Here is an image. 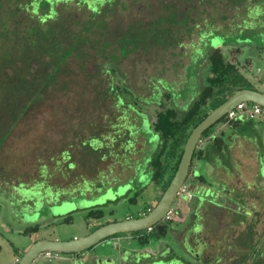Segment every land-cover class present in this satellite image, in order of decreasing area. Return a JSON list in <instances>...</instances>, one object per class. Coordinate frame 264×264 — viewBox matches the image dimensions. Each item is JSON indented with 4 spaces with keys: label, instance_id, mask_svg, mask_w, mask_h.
Instances as JSON below:
<instances>
[{
    "label": "rangeland",
    "instance_id": "374dc122",
    "mask_svg": "<svg viewBox=\"0 0 264 264\" xmlns=\"http://www.w3.org/2000/svg\"><path fill=\"white\" fill-rule=\"evenodd\" d=\"M31 1L0 0V81L4 73H9L10 78L15 74V81L16 76L19 77L18 70L13 71L14 66L20 67L19 60L3 56L16 45L15 41L13 43L5 38L8 31L14 30V27L15 30H25L23 40L35 48L46 43L42 36L35 34L33 42L30 41V31L38 17L31 13ZM125 1L130 10L108 16V26H115L116 29L120 25L137 22L148 24L158 15L165 18L161 35L158 33L161 27L154 26L156 29L152 34H147L134 45L128 44L130 47L139 45L137 50L121 56L119 52L112 50L115 45L108 46V54L115 56L114 62L124 74L126 84L137 96L148 97L157 102L166 91L165 86H168L173 104L184 110L197 96L208 76L205 55L210 48H218L234 64L240 60L237 65L240 73L251 80L258 92L264 90V15L258 13L260 7L264 9V0ZM76 4L75 0L67 2L64 11L65 17L69 18L68 22H52L44 28L53 26L57 32L50 31L63 41H66L63 29L67 23L71 28L82 30L84 22L94 14L81 2ZM39 5L35 2L34 8ZM18 7L21 9L20 13L16 12ZM40 12V15L44 14ZM203 16L207 17V27L202 26ZM179 18L183 19L182 24L176 21ZM45 22L44 19L38 21L43 25ZM204 33L207 35L206 40ZM200 36L204 41L200 40ZM257 46L262 49L258 50ZM231 50V54L238 60L232 57ZM92 52V59H71L68 62V73L60 75L57 84L48 86L42 99L37 102H28L25 91L18 94L12 102L4 101V85L0 82V264H14V258L21 257L35 241L81 238L105 223V220L119 221L128 216L141 215L145 207H154L161 197L162 188L149 184V172L145 169L146 159L158 143V138L150 128L145 126L143 130L149 145L146 147V140L139 136L134 144L137 153L128 152L130 163L134 161L130 167L122 164V157L117 155L118 142L109 141L113 136V129L108 126V121L112 120V124H115L117 114L110 109V98L100 97L105 82L104 75L96 72L95 68V63H100L107 57H104V52L99 55ZM257 53L260 57L256 56ZM247 59L252 60L254 67L245 62ZM81 63L86 64L84 70L78 69ZM23 64L24 67L31 66L28 71L31 75L35 73L36 66L33 63L24 60ZM24 76L28 77V74L25 73ZM25 103L28 104L25 113L14 120L13 115L18 113L16 110L21 108L20 104ZM205 112L209 113L210 109L206 108ZM104 115L107 117L104 118ZM242 125L247 130L244 132L245 136H252L243 138L250 143L254 140L255 144L246 145L240 136L232 135L234 140L230 153L233 161L213 160V157L210 161H194L196 175H202L208 184L217 185L215 179L224 183L225 186L217 188L218 192L221 189L231 192L230 195L226 193L218 197V205L215 206L220 208L224 205L236 209L238 203L233 200L234 191L238 193L237 200L245 205L246 210L254 212L249 216L236 217L230 211L218 210L204 203V209L200 211L203 224L200 235L208 242V247H211L210 252L213 246V257L218 255V259L223 256L224 264L250 262L248 258H243L247 250L246 243L249 242L248 234L252 235L251 243L256 244V247L264 244V159H261L264 154V120H254V123L247 120ZM224 126L222 123L214 126L216 135L220 134ZM120 134L122 138H127L125 130L120 131ZM131 136L136 137L133 134ZM96 137L103 144L114 145L113 155H107L101 160L99 156L107 152L104 146H94L100 153L92 152L87 147L90 140ZM83 141L87 142L86 145L82 144ZM205 144V140L201 141L199 148ZM142 148L147 153L139 164L135 161L141 156ZM62 152L70 157L60 162ZM56 161L60 163L57 164ZM259 161L262 166L260 170ZM70 163L74 164L73 168L69 167L72 170L67 168ZM189 182L186 180L185 184ZM25 187L34 191H27ZM38 189L42 192L46 190L43 193L48 200L41 197L43 194L38 193ZM193 189L194 187L190 188L191 191ZM21 195L29 201L36 199V202L25 208L17 199ZM54 195L56 202L50 208L52 201L49 200ZM188 198L186 195L183 198L178 196L171 206L172 212L180 211L179 217L173 216L178 224L184 222L190 210ZM92 211H100L103 217H89L88 213ZM36 225L39 226L38 231L33 235L27 234L26 231ZM195 231H199V228ZM155 237V234L146 237L149 245H154L156 238L171 243L169 237ZM113 247L111 244V250ZM93 248L86 250L87 255L104 252L105 246ZM170 249L171 257L180 254L173 245H170ZM58 256L61 257L54 256L48 260L41 254L33 264H76L73 259H62L72 258L71 254L58 253Z\"/></svg>",
    "mask_w": 264,
    "mask_h": 264
},
{
    "label": "trees",
    "instance_id": "16d2710c",
    "mask_svg": "<svg viewBox=\"0 0 264 264\" xmlns=\"http://www.w3.org/2000/svg\"><path fill=\"white\" fill-rule=\"evenodd\" d=\"M40 3L44 5V1H41ZM43 19L46 20V17L41 18V20ZM57 21H59V19L51 21L46 20L44 25L38 23L37 25L32 26L31 31L29 30L31 34L30 41L32 42L35 35L42 36V39L46 42L42 47L35 48L32 44H27L26 41L23 40V31L25 30H15L14 27V30L8 31L7 35H5V38L7 37L8 40L13 43L16 42V45L14 44V49L12 51L8 50L7 53L2 51V53L5 52L3 56H10L13 60L18 59L21 70H19V66L13 67V71L18 70L17 72L19 73V77L16 76L17 81L14 80L15 74H13L14 77L10 78L8 75L9 73H4V76L1 79L2 81H0L2 82V85H4V101L12 102L16 99L18 94L25 91L28 102H37L42 99L48 86L57 84L58 77L62 74L68 73V62H70L71 59L86 61L94 58L92 51H94L96 55L104 52V57H107L106 60L100 63H95V68L97 69L96 72L104 75L103 80L105 82L100 97L110 98V109L117 114L114 121L115 124H112V120L108 121V126H111V129H113V136L109 138V141L110 143H113L112 141L118 142L116 148L118 149L117 155L122 157V164L130 167L134 161L130 163L128 152L137 153L134 144L139 136L144 138V127H149L154 136L158 138V143L156 148L146 159L145 169L149 172V184L151 183L155 186L161 187L162 192L167 188L174 176L183 152L185 141L191 130L207 116L208 112H205V109L209 108L211 111L225 102L238 90L251 88L246 78L240 73L237 63L234 64L222 52H220L218 48H210L211 50L205 55V61L208 66V76L204 79V85L197 93V96L189 102L184 110H181L177 105L173 104L172 93L170 92L171 89L168 86H165L166 91L164 89L165 92L162 93L160 99L157 102H154L151 99H148V97L137 96L129 89L125 82L124 74L119 67H117L116 62H114L113 57L115 56H110L108 54V46L110 43H114V35H111L110 29L105 23L98 22L90 17L85 21L86 23L82 30L71 28V25L67 23L66 27L63 29V32L66 34V41H63V39L55 37L53 32L57 31L53 26L51 28L48 27V29L44 28L45 26H49L50 23ZM50 29L53 32L50 31ZM154 37L157 36L154 35ZM143 38L144 31L141 29H136L129 34H123L120 40L125 43L121 42L122 44H120L119 47L113 48L112 50H115L119 52V55L124 56L130 51L137 50V46L128 47V44L134 45ZM24 60L30 64L33 63V65L36 66L33 75L28 72L31 67L30 65L24 67ZM85 66L86 64L81 63L79 64L78 69L84 70ZM25 73L28 74V77L24 76ZM20 105L21 108L16 110L18 113L13 115L14 120L18 119L25 113L28 104L25 103ZM107 112L109 113L108 109ZM103 117L105 118L107 116L104 115ZM226 119L227 118L224 117L216 124L223 123ZM247 120L254 123V120H250L249 118H243L236 121L229 120L225 124L229 127L230 131L232 130L230 133L225 132L216 135L214 131V126L216 124H214L202 134L201 141L205 140L206 144L202 148H199V145L197 146L192 157L189 176L187 178L190 182L184 184L185 186H188V188L194 187L192 190L194 203L195 199L200 201L201 198H204L209 206L212 205L218 210L230 211L231 214L236 217L249 216L254 213L252 210H246L245 205L237 200L238 193L234 191H232L233 200L238 203L236 209L224 205L220 208L215 206L218 205V197L224 196L227 193L225 190L222 191V189L219 192L216 190L217 188H220L221 185L225 186V184H222V182L216 179L215 181L217 182V185H212L211 183L208 184L202 175H196V169H194V161L197 160L210 161L212 157L213 160L215 159L219 161L222 159L232 160L230 153V140L232 139V135H239L241 137L246 135L244 132L247 130H245L242 122ZM122 130L127 132L126 139L122 138V135L120 134V131ZM233 130L236 132H233ZM109 134L110 133H108V136ZM131 134L136 135V137L132 138ZM144 139L146 140L145 144L147 147L149 141L146 138ZM86 143V141L82 142V144L85 145ZM110 143L103 144V142H100L96 137L90 140L87 147L92 152L100 153V151L94 146H97L98 148L104 146L107 152L102 153L101 156H99L102 160L107 155H113L114 150L112 147L114 145ZM262 150L264 151V146H262ZM146 153L145 148H142L140 150L141 156L135 162L140 164V161L145 158ZM69 157V155L62 152L60 162H63L65 158L69 159ZM261 159H264V154ZM60 162L56 161L57 164ZM73 166L74 164L70 163L67 168L72 170L69 167L73 168ZM214 187L216 188L214 189ZM207 193H210V195L212 194L213 197H210ZM230 193L231 192H228L227 194L230 195ZM216 196L217 198H215ZM193 205L194 204H192V206ZM144 210L145 211L142 213L147 214L151 208L145 207ZM195 211L196 209L193 210L192 213ZM93 212L94 211L88 213V216L95 219L103 217V214L100 211ZM36 230L37 227L35 226L30 227L26 232L32 233ZM250 231H252V229ZM249 235L250 244L249 242L246 243L247 250L243 254V258H248L250 260L248 264H264V244L256 247V244L253 245L251 243L252 235L248 234V236ZM143 241H145V239H143Z\"/></svg>",
    "mask_w": 264,
    "mask_h": 264
},
{
    "label": "flooded vegetation",
    "instance_id": "af4514ba",
    "mask_svg": "<svg viewBox=\"0 0 264 264\" xmlns=\"http://www.w3.org/2000/svg\"><path fill=\"white\" fill-rule=\"evenodd\" d=\"M44 1V5H42L40 2ZM68 1H73V0H32L30 3L31 6V13L34 16H38L37 20L33 23L32 26H35L38 24V21L40 22L42 17H46L47 21H51V20H57L59 19V21H67V18L65 17L66 14L64 11L65 7L67 5ZM78 3H82L85 5V7L87 8V10H89L90 12H92L94 15L92 16V19L97 20L98 22H102L105 23L107 26L110 24L109 21L107 20L108 16H112V15H116L118 12L120 11H129V5L125 0H75ZM139 2L142 0H138ZM202 1H208V0H202ZM38 3L40 4L38 8H34V4ZM137 1H134V3ZM133 3V4H134ZM62 4V5H61ZM61 5V6H60ZM41 6V7H40ZM121 6V7H120ZM147 6V5H146ZM45 7V8H43ZM93 10L95 12H93ZM21 9L16 8V12L20 13ZM40 11L44 12L43 15H40ZM110 13H112L111 15H109ZM51 17V18H49ZM55 17V18H54ZM207 17L203 16V27H207L208 24L207 22ZM69 19V18H68ZM89 18H87L88 20ZM168 19V18H167ZM73 20V18L71 19V21ZM165 18L161 15H158L155 17L154 20H150L148 22V24L146 23H135L132 25H120L119 29H114V27H109L110 29V33L114 38V43H110L115 46L113 47H119L120 44L125 43L123 41H121L120 39L122 38L123 34H129L132 33L134 30L136 29H141L144 31V37L147 34H152L156 28H154V26H159L161 27L158 31V33H160L161 35V29L163 28L162 23L164 22ZM183 19L179 18L178 20V24L181 23ZM71 23V22H70ZM86 22H84L85 24ZM76 24V23H75ZM78 24V23H77ZM153 26V28L151 27ZM183 26H185L183 24ZM189 27V26H188ZM190 28V27H189ZM206 29V28H205ZM172 33V32H171ZM171 35H174L173 33ZM205 37L204 39L206 40V34L204 33ZM158 37V35H157ZM203 38H201L200 36V40H202ZM140 41V40H139ZM204 41V40H202ZM122 42V43H121ZM157 46V45H155ZM161 46V45H159ZM130 47V46H128ZM137 47H139V45H137ZM162 47H167V46H162ZM198 47V46H197ZM232 53V50L230 51V54ZM232 57L233 54H232ZM236 58V57H234ZM237 59V58H236ZM237 61V60H236ZM237 64L240 63V60L238 62H236ZM246 65V63H245ZM259 170L262 168L261 166V161H259ZM264 166V165H263ZM185 187L184 191L181 193V198L185 197L188 198L189 202H188V206L190 208L187 217L185 218L184 222H182L181 224L176 223L175 218L179 217V210H175L174 212L171 213V215H169L168 217L164 218V220L162 221L163 225H164V234H160L159 231L156 229V227H153L149 230H146L145 232H136V233H124L121 234L120 236H111L108 237L104 240H102L101 242H99L98 244H96L95 246H93L94 248L96 247H104L103 249L104 252H98V254H96L97 252H95V254H92V256L87 255V252L84 251L82 253L79 254H71L72 258H66V257H62V259H73L75 261L76 264H84L85 262L87 264H224L225 260L223 259V256H221L220 258L217 259L216 256L218 255H214L213 252V246H212V252H210L211 247H208V242L205 240V238H203L200 235V229L202 228V218L200 215V211L202 210V208L204 209V203H208L206 200H204V198L202 199V202H200L198 199H195V203L193 202L194 199L192 197V191L190 190V188H188L187 186L183 185ZM24 189H26L27 191L32 190V188H27L25 187ZM46 191V190H45ZM43 191V192H45ZM165 191V190H164ZM163 191V192H164ZM38 193H42L43 195L41 197H43L45 200H48V198H46L45 193H43L41 191V189L37 190ZM162 192V194H163ZM17 193V192H15ZM57 193V192H56ZM54 193V194H56ZM161 194V195H162ZM55 198L56 196H53V199L49 201L52 206H50V208L54 207V205L52 204L53 202L55 203ZM17 199H19L27 208L28 204H33L36 202V199H32V201H29L26 197H24L23 195L21 196H17ZM192 204H194L192 206ZM196 204V205H195ZM209 205V204H208ZM155 206V205H154ZM195 206V207H194ZM194 207V208H193ZM151 209L153 207H150ZM206 208V207H205ZM172 209V208H171ZM170 209V210H171ZM195 214L192 213L193 210H195ZM145 215L144 213H141V215L136 216V217H125L124 219H130V218H138ZM173 216H176L175 218ZM174 218V220H173ZM101 219V218H100ZM106 224L111 223V222H117L118 220H113V221H107L105 220ZM121 221V220H119ZM105 225L100 224L98 225V227ZM35 227V226H34ZM37 230L35 232H32L30 234H34L38 231L39 226L36 225ZM97 227V228H98ZM183 230H180V229ZM196 228H199V231H195ZM28 234V233H27ZM153 235L155 234V236H164V237H169L168 240L171 243H167L165 242L164 239H160V238H156V241L153 243L154 245H149L148 241L146 239L147 236L149 235ZM31 235V236H32ZM77 239V238H76ZM143 239H145V241H143ZM41 240H45V239H41ZM39 241V240H38ZM48 241H58V240H48ZM36 242V241H35ZM34 242V243H35ZM113 245V249L111 250L110 245ZM170 245H173L175 248H177L178 252H180V254H176V257L170 256ZM93 247L89 248V250H91ZM93 248V249H94ZM24 254V253H23ZM56 258H60L61 256H58V253H44V257L43 258H47L48 260H51L54 256ZM22 257V256H21ZM21 257H16L14 258V264H17L19 262V260L21 259ZM34 262V261H33ZM33 264V263H32Z\"/></svg>",
    "mask_w": 264,
    "mask_h": 264
},
{
    "label": "water",
    "instance_id": "95a60500",
    "mask_svg": "<svg viewBox=\"0 0 264 264\" xmlns=\"http://www.w3.org/2000/svg\"><path fill=\"white\" fill-rule=\"evenodd\" d=\"M252 103L264 108V94L250 89L238 90L225 102L211 110L207 116L191 130L187 137L183 152L169 185L161 195L156 205L147 214L138 217L111 222L96 228L86 236L68 241L39 240L33 243L22 255L17 264H32L39 255L50 252L60 254H79L95 246L102 240L124 233H136L146 231L153 227L164 234V220L170 211L179 191L185 184L191 166L193 154L201 141L202 134L240 103ZM227 123V119L223 122Z\"/></svg>",
    "mask_w": 264,
    "mask_h": 264
},
{
    "label": "built area",
    "instance_id": "2783aa9c",
    "mask_svg": "<svg viewBox=\"0 0 264 264\" xmlns=\"http://www.w3.org/2000/svg\"><path fill=\"white\" fill-rule=\"evenodd\" d=\"M225 117L227 118V121L229 120L236 121V120L243 119V118H249L250 120L261 121V120H264V108L256 104L244 102V103L238 104L234 109L229 111L225 115ZM184 189L185 187L183 186L181 190L179 191V194H178L179 197L181 196V193L184 191ZM171 213L172 211L170 210L166 214L165 218L171 215Z\"/></svg>",
    "mask_w": 264,
    "mask_h": 264
},
{
    "label": "crops",
    "instance_id": "0c3cea01",
    "mask_svg": "<svg viewBox=\"0 0 264 264\" xmlns=\"http://www.w3.org/2000/svg\"><path fill=\"white\" fill-rule=\"evenodd\" d=\"M263 8H264V7H263ZM249 11L251 12V9H250ZM258 13H259V15H262V14L264 15V9H262V8L260 7ZM252 16H253V15H252ZM245 20H246V19H244V21H245ZM245 22H246V21H245ZM249 22H251V21H249ZM247 23H248V21H247ZM248 25H249V23H248ZM257 47H258V46H257ZM257 47H256V48H257ZM259 48H260V49H259ZM261 49H262V47L259 46V47H258V50H261ZM231 55H232V54H231ZM256 56L260 57V54L257 53ZM249 59H250V58H249ZM237 60H238V58H237ZM251 61H252V60H248V59L245 60V62H246L250 67H251V66L254 67V64H251ZM244 75H245V74H244ZM262 76H264V73L262 74ZM244 77H245V76H244ZM245 78H246V80L248 81L249 85L251 86V88H249V89H250V90L257 91V90L255 89V87L253 86V83L251 82V80H250L248 77H245ZM255 79H256V78H255ZM261 93H264V90H263ZM222 125H223V126L225 125L224 127H225L226 129H225L224 127L221 128L222 131H221L220 133H225V132H226V133H230V129H229V127H228L226 124H224V123H222ZM236 136L239 137V135H235V137H236ZM240 137H241V136H240ZM244 137H246V138H251L252 136H244ZM241 139H242L243 141H245L246 145H247V144H249V145H253V144H255V143H254V140H253V143H250V142L247 141V139H244L243 137H241ZM232 140H234V138H232V139L230 140V146L233 145V141H232ZM262 146H264V145H262ZM231 147H232V146H231Z\"/></svg>",
    "mask_w": 264,
    "mask_h": 264
}]
</instances>
